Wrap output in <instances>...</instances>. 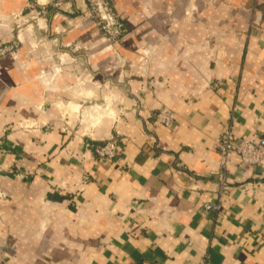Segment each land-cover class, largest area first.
Masks as SVG:
<instances>
[{
	"label": "crops",
	"instance_id": "obj_1",
	"mask_svg": "<svg viewBox=\"0 0 264 264\" xmlns=\"http://www.w3.org/2000/svg\"><path fill=\"white\" fill-rule=\"evenodd\" d=\"M111 2L114 44L84 0H0V264H264V162L217 145L264 146V5Z\"/></svg>",
	"mask_w": 264,
	"mask_h": 264
},
{
	"label": "built area",
	"instance_id": "obj_2",
	"mask_svg": "<svg viewBox=\"0 0 264 264\" xmlns=\"http://www.w3.org/2000/svg\"><path fill=\"white\" fill-rule=\"evenodd\" d=\"M86 13L90 14L97 21L99 28L103 31L105 39L111 43H118L123 39L126 32L124 22L119 13L116 12L111 0H84ZM264 0H255L253 24H259L262 19L261 3ZM17 46L16 42L10 45L0 46V54L12 51ZM18 47V46H17ZM17 47L12 51L15 52ZM154 118L164 124L170 125L175 118V111L168 106H163L154 113ZM4 140L0 139V151L3 149ZM220 161L223 168H228L236 163V155L240 158L242 165H258L264 162V146L252 136H245L238 141L234 132V123H228L223 128L217 139ZM119 137L111 136L103 139L95 145V152L99 157H113L117 154ZM207 209L218 208L213 202L205 204Z\"/></svg>",
	"mask_w": 264,
	"mask_h": 264
},
{
	"label": "rangeland",
	"instance_id": "obj_3",
	"mask_svg": "<svg viewBox=\"0 0 264 264\" xmlns=\"http://www.w3.org/2000/svg\"><path fill=\"white\" fill-rule=\"evenodd\" d=\"M34 2H36V0H34ZM264 5V2L261 3V6ZM262 8V7H261ZM44 14H46V12H40L39 14H28V15H25V14H19L16 18V23L18 25V29L20 28H24L27 23L31 22L32 21V16H34V19L35 20V23L36 21H38V17H41L43 16ZM28 17V18H27ZM43 36L42 35H39L38 39H36L38 42L36 43V45L34 47L38 48L39 46L41 47V44L43 43L42 42V38ZM40 39V40H39ZM44 40V39H43ZM119 43V42H118ZM10 45L11 43H7V44H2V46L4 45ZM18 46V47H17ZM17 46H15L12 51L17 47V49L15 50V52L19 51V48H20V43L18 42L17 43ZM12 51H7V52H12Z\"/></svg>",
	"mask_w": 264,
	"mask_h": 264
}]
</instances>
